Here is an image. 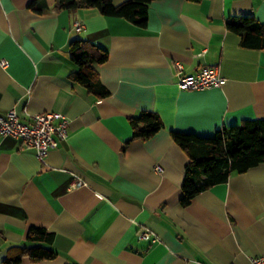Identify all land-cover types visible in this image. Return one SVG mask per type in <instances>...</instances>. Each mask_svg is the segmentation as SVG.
<instances>
[{"label": "crops", "instance_id": "1", "mask_svg": "<svg viewBox=\"0 0 264 264\" xmlns=\"http://www.w3.org/2000/svg\"><path fill=\"white\" fill-rule=\"evenodd\" d=\"M30 1L0 0V114L14 109L28 123L62 113L70 136L43 163L0 137V264L31 245V227L54 234L58 256L20 264H251L264 255V163L183 206L190 160L171 136L264 120V48L244 46L226 25L264 24V0H155L145 27L94 8L57 11V0L37 13ZM78 39L108 51L94 66L108 96L75 81ZM176 63L186 75L217 67L225 81L181 91ZM142 112L157 113L163 128L134 140L130 120ZM144 231L151 236L140 239Z\"/></svg>", "mask_w": 264, "mask_h": 264}, {"label": "trees", "instance_id": "2", "mask_svg": "<svg viewBox=\"0 0 264 264\" xmlns=\"http://www.w3.org/2000/svg\"><path fill=\"white\" fill-rule=\"evenodd\" d=\"M155 0H127L119 6L113 0H57V11H78L94 8L106 17L126 19L139 27L148 22L149 5ZM200 2L201 0H188ZM43 0H31L29 8L43 13ZM227 28L239 34L242 44L249 48H264V24L253 17H242L227 22ZM78 71L74 74L77 83L98 97L108 96L100 83L95 65H103L109 58L107 50L84 39L70 43ZM133 139L148 140L162 128L163 122L157 113L142 112L130 120ZM175 143L189 157L185 170L182 205L188 206L201 192L227 182L231 176L243 174L264 163V120L245 121L241 124L217 130L211 137L192 133L171 132ZM31 245L14 248L5 264H20L24 258L35 263L54 260L58 253L51 247L54 234L43 227H31L27 232Z\"/></svg>", "mask_w": 264, "mask_h": 264}, {"label": "built area", "instance_id": "3", "mask_svg": "<svg viewBox=\"0 0 264 264\" xmlns=\"http://www.w3.org/2000/svg\"><path fill=\"white\" fill-rule=\"evenodd\" d=\"M77 31H82L84 25L75 23ZM3 66L7 62H2ZM178 76L177 86L181 91H201L220 87L225 79L220 77L217 67H205L195 75L184 74V67L180 63L175 65ZM70 121L68 117L58 112H44L32 115L28 123L20 121L17 112L12 109L6 115L0 114V137L11 136L19 141L23 149L34 150L37 158L43 163L49 153L58 148L61 142L69 139ZM156 172L162 173L157 167ZM75 181V185H81ZM151 236L149 231L140 234V239ZM251 264H264V255L253 258Z\"/></svg>", "mask_w": 264, "mask_h": 264}]
</instances>
